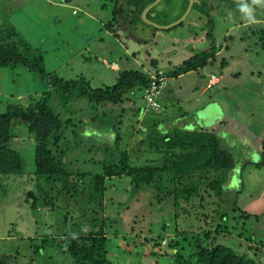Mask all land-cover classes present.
<instances>
[{"label":"trees","instance_id":"1","mask_svg":"<svg viewBox=\"0 0 264 264\" xmlns=\"http://www.w3.org/2000/svg\"><path fill=\"white\" fill-rule=\"evenodd\" d=\"M105 1L100 7L110 9L111 15L102 22V26L116 38L118 34L114 31V26L124 32L131 31L136 25L145 24L141 19V12L155 0ZM164 1L169 3L174 0H159L148 9L145 17H152L150 14L153 12L159 13V3ZM223 1L243 4V8L252 9V16L255 15L254 21L257 22L256 28L264 36V0L258 4L253 3V0H192L188 12L196 10L202 13L206 10L208 14L217 10V4ZM188 3L189 0H179L177 9L170 14L169 19L179 17ZM205 5L202 10L201 7ZM167 14L169 13H165ZM159 15L161 16L160 13ZM183 20L164 30L181 26ZM242 23L244 22L240 24ZM260 41L264 52V43L262 39ZM145 50L148 54L149 50ZM217 52L219 49L210 42L206 49L192 54L166 71L163 70L164 74L176 77L186 72L205 71L206 68L209 70L214 67L213 60ZM128 56L131 57L122 50L119 58ZM145 61L146 59L138 63L133 61L135 67L117 66L115 70L111 69L116 72L111 83L92 86L82 75L64 79L55 72L45 71L41 50L32 46L11 24L1 26L0 67L23 65L28 71L45 78L58 94L63 107L62 113L55 110L50 103L51 92L43 91L38 95L28 94L22 104L7 101L0 111V174L23 173L20 155L7 146L14 134L15 125L21 124L34 141L33 178L41 177L42 182H46L45 188L38 193L31 189L26 191L28 206L37 209L50 205L49 209H53L56 207L53 202L56 198L63 200L64 211L61 219L57 220L60 227L54 232L43 234L38 247L33 246L32 253L36 251L41 256L46 254L47 262L43 264H59L52 256L53 247L70 258L64 264H110L106 255L108 247L105 233L111 219L103 215V197L106 190L113 186L109 180L117 177L119 181L122 182L123 179L126 183V200L135 195L137 197L139 192L141 194L144 189L150 188L146 204L159 213L158 217H162L159 233L151 238L152 245L158 247L160 241L169 235L166 246L170 252L162 251L163 256L170 257L169 264H261L260 255L255 251L261 248L260 254L264 256V242L255 238L254 233L245 227L246 223L241 218L246 219L250 214L238 211L236 204L242 182L237 184V178L234 184L233 175L238 171H234L235 158L229 151V146H224L230 145L232 135L225 133L228 127L224 124V119L211 126H204L199 122L207 112L201 111L205 106L211 103L220 106L217 99L214 100L216 96L192 114L177 109V114L171 113L163 118L153 117L149 123L141 119L143 125L138 129L134 130L129 125L123 130V123L131 118L137 122L138 116L143 115L142 111L161 110L154 111L145 105L142 91L148 83V73L144 67H157L156 58H149L148 63ZM111 62L112 60L109 61ZM227 63L224 56L220 57L218 75H222ZM205 72V76L197 73L202 76L201 79L208 80L207 76L212 72ZM219 81L228 82L223 77ZM215 83L208 87L219 84ZM165 86L166 81L160 89L158 101L162 106L163 98L165 103L173 105L177 99L174 96H163ZM137 96L143 101L142 107L136 101ZM78 98H85L87 104L73 107V101ZM73 111L77 113L72 115ZM198 111L201 112L200 115L197 114ZM177 116L189 117V121L186 118L175 124L173 119ZM134 132L142 133L140 147L135 148L133 144L127 148L128 136ZM123 133H126V137ZM75 149L80 155L86 153L80 161L85 167L75 165L74 160L78 159L77 153L72 155ZM129 152L133 156L146 152L147 157L136 162L129 157ZM249 152L254 156V161L251 158L244 159L241 170L246 164L259 167L264 163L263 145L259 151ZM242 155L249 157V154ZM228 185H235L230 192L225 191ZM67 206H71L74 211ZM236 209L237 216L234 214ZM257 216L255 215L256 218ZM239 219L243 229L235 236L253 244L257 249L250 248L255 256L248 255V252L238 253L232 245L217 239L232 234ZM135 224L130 222L128 231H133ZM32 261L30 258L27 264H32ZM4 262L0 258V264Z\"/></svg>","mask_w":264,"mask_h":264},{"label":"rangeland","instance_id":"2","mask_svg":"<svg viewBox=\"0 0 264 264\" xmlns=\"http://www.w3.org/2000/svg\"><path fill=\"white\" fill-rule=\"evenodd\" d=\"M102 3H106V1L0 0V28L7 23L11 24L32 46L38 47L42 52L45 71L55 72L64 79H73L82 75L92 86L109 84L113 81L116 72L109 68L110 60H117L116 66L120 68L135 67L130 56L119 58L123 50L122 42L132 47L134 51L141 49L138 56L143 62L145 55L142 50L151 51L152 49L155 51L162 47V52L155 58L157 67L165 71L192 54L206 49L208 43L213 42L219 52L213 60L214 67L205 70L212 72L208 73L209 79L206 85L207 79H201L202 76L199 75L202 70L192 71L185 75L182 73L178 77H166V86L171 89L174 98L177 99L173 106L166 105L162 98V108L159 112L141 110L143 115L138 116L137 122L131 118L123 123L122 128L125 130V127L132 125L135 130L143 125L141 119L149 123L153 117L163 118L171 113L177 114V109L192 114L194 111L191 108L194 106L203 107L204 105H201L200 102L204 101V95L199 96L200 102L196 105L188 103L187 96L193 90L195 94L202 87H208L220 80L221 74L218 75L217 71L220 57L224 56V59L228 61L221 75L224 80H228V82L222 81L225 89L221 90L220 85L216 84L211 88H205L203 92L205 94L206 92L218 93V97L222 100L227 99L228 103L227 105L222 104V100H220V106L217 107L211 103L201 111L203 113L208 111L205 113L208 116L205 120L209 121V117L214 120L227 112L230 116L234 108L238 109L236 117L240 127L229 128L232 138L229 140L230 145L225 144L224 146H229L228 149L235 158L234 171H238L233 175V182L236 184L237 178L239 180H237V184L242 182L241 191L237 195L236 201L238 211L250 214V217L241 219L246 223L245 227L254 233L255 238L264 242V163L259 167L246 164L242 170L240 167L242 162H245L244 159L251 158L250 160L254 161V158L250 157L251 152L249 151L260 150L259 146L253 145L252 141L257 142L258 138L264 139V52L260 43L261 39L264 43V36L256 28L257 22L248 20L245 13L242 12L243 4H230L223 1L217 4V10L207 14L206 10L202 13H198L196 10L188 12L192 5L188 3L190 6L187 5L183 12H187V15L181 26L177 25L164 31L150 26L144 21L145 24L136 25L131 31L124 32L114 26L113 29L118 36L113 38L102 26V22L104 23L111 15L110 9L104 10L100 7ZM159 5L158 11L161 18L158 19L166 21L169 20L170 14H173L177 9L179 0L169 3L164 1ZM205 7L206 5L202 6V10ZM165 13L169 14L165 15ZM179 16L182 17L183 14ZM253 17L255 18V15ZM241 22L246 24H240ZM141 27L144 29V33L141 31ZM147 59L149 60V58ZM147 59L146 63H148ZM136 62H140L139 59ZM192 84L195 86L193 89L191 88ZM43 91L51 92V105L62 113L63 107L60 105V98L45 78L35 72L28 71L23 65L0 67V111L4 109L7 101L22 104L26 101L28 94L38 95ZM218 97L214 100L219 101ZM189 100L191 99L189 98ZM136 101L141 107L143 106V101L139 96L136 97ZM85 104H87L85 98H78L72 103L73 107ZM66 112L67 110L64 113ZM199 112H197L198 115L201 113ZM71 113L74 115L77 112ZM177 117L173 119L175 124L186 120V118L189 121V117ZM28 135L21 124H16L14 134L7 142V146L16 150L20 155L23 173L19 175L0 174V258L5 260L4 264H27L30 258L33 259L32 264L47 262L46 254H42L44 259L41 255H37L36 251L32 253L33 248L38 247L43 234L54 232L60 227L57 220L61 219L64 211L62 198L60 200L56 198L53 201L56 206L53 209H49L50 205L40 206L37 209H31L28 206L26 191L31 189L38 193L46 186V182H42L41 177L33 178L34 141ZM123 135L126 137V133ZM141 137L142 133L140 132L129 135L127 148L137 142L138 145L135 148H139ZM96 143L99 142L96 141ZM74 151L72 155L77 153L76 157L78 158L74 160L75 165L85 167L80 164V161L86 153L80 155L77 149ZM142 153L133 156L129 152V157L140 162L147 157L146 152ZM242 154L246 156L249 154V157H243ZM121 180L122 182L117 177L110 179L109 182H112L113 186L109 187L108 191L106 190L103 197L105 203L103 215L111 219V223H108L107 233H105L108 247L106 255L110 264H169L170 257L162 255L163 250L170 252L166 246L169 235L160 241L158 247L152 245L151 238H155L159 233L162 217H158L159 213L157 214V211H153L146 204L147 199L149 200L150 188L144 189L141 194L139 192L137 197L135 195L126 200V187L124 186L126 183L123 179ZM233 186L228 185L225 187V191H232ZM126 205H128L127 208ZM67 207L72 209L71 206ZM238 211L236 209L234 213L236 216ZM255 215H258L257 218ZM241 219H239V224H235L236 228L232 230V234L217 237V239L224 244L232 245L238 253L248 252V255L255 256V253L252 255L251 252L252 249L257 248L235 236L243 229ZM130 222L136 223L131 232L128 231ZM261 250L258 248L255 252L259 253L260 262L264 264V256L260 254ZM51 252L59 264L70 261L67 255L59 253L55 247Z\"/></svg>","mask_w":264,"mask_h":264},{"label":"crops","instance_id":"3","mask_svg":"<svg viewBox=\"0 0 264 264\" xmlns=\"http://www.w3.org/2000/svg\"><path fill=\"white\" fill-rule=\"evenodd\" d=\"M158 2V1H157ZM156 2V3H157ZM154 5V4H153ZM152 5V6H153ZM152 6H150L149 8H151ZM148 8V9H149ZM158 8H160V7H158ZM73 10V9H72ZM71 10V11H72ZM148 11V10H147ZM146 11V12H147ZM146 14V13H145ZM145 14H142L141 13V19L143 20V22L145 21V22H147V24H149L150 26H154V27H156V28H158V29H161V30H164V29H167L168 27H170V26H172V25H174L175 23H177V22H179V21H181V20H183L184 18H185V16H186V14H187V12H185V13H182L183 14V16L182 17H177V18H170L169 20H166V21H161V20H159L158 18H161L160 17V15H159V13H155V12H153V13H151L150 15L152 16V17H154V18H152V17H148V18H146L145 17ZM145 17V18H144ZM243 24V23H242ZM169 30V29H168ZM168 30H164V31H168ZM141 31L144 33V29L141 27ZM119 40V39H118ZM176 40H178V41H180L179 39H176ZM175 40V41H176ZM123 44H122V46H123V51L128 55V54H130L131 55V59L133 60V61H136L137 59H139V61L140 60H142L139 56H138V54L140 53V50L141 49H137L135 52H134V50H132V47H130L129 45H126V44H124V42H122ZM131 48V49H130ZM162 47H160V49H155V51H152V49H151V51H149V53L148 54H146L145 53V49L144 50H142V52H144V55H145V57H144V60H145V58L147 59V58H151V57H154L155 58V56H159V53H161L162 51V49H161ZM130 49V50H129ZM128 51H129V53H128ZM152 52V53H151ZM257 54H258V52H257ZM143 61V60H142ZM142 61H140V62H142ZM168 63H169V61H168ZM109 68L110 69H112V70H115L116 68H117V66H116V61L115 60H112V62L110 63V66H109ZM169 68V67H168ZM202 73H203V75L205 76V74H206V72L205 71H202ZM185 74H190V72H186V73H184V75ZM181 74H179L178 76H180ZM178 76H176V77H178ZM221 75H220V79H221ZM208 79H209V77H208ZM226 82V81H225ZM207 83H208V80H207ZM217 83V82H216ZM215 83V84H216ZM218 83H219V85H220V89L221 90H223L221 87H224L225 88V85L224 84H222V82H220V81H218ZM205 85H206V83H205ZM193 87H195L193 84H192V86H191V88L193 89ZM205 88H211V87H202L199 91H197V93H193L194 92V90H193V92L191 93V94H189L188 96H187V102L188 103H193V104H198L199 102H200V98H199V96L201 97L202 95H204L205 96V98H204V101H202L201 100V105H207L208 104V102L209 101H212V97L213 96H216V97H218V93L217 94H214V93H212V92H206V94L203 92V90L205 89ZM165 89V91H163V96H167V97H172V96H174V93L171 91V89H169L167 86H166V88H164ZM218 91V90H217ZM216 91V92H217ZM219 92V91H218ZM184 98V97H183ZM189 98L191 99V100H189ZM218 99H219V101H218V104L220 105V100H222L220 97H218ZM233 100H235V99H233ZM227 101L228 100H222L221 101V103L222 104H225V105H227ZM166 105H168V102H166ZM189 105V104H188ZM169 106V105H168ZM173 106V105H172ZM201 106H198V107H193V108H191L193 111H195V110H197V109H199ZM190 109V110H191ZM238 109H233L232 110V113L230 114V116L227 114V115H222L221 117H216V118H214V120H211V118L209 117V121H206L205 119H206V117H208L206 114H205V117H204V119L203 120H201V121H199V122H201V124L202 125H209V126H211L213 123H215L216 121H221L222 119H224L223 121H224V124L225 125H227L226 127H228L227 129H226V131H225V133L228 135V134H230V133H228V131L227 130H229V128L230 127H237V128H239L240 127V125H239V120H238V118L236 117V115H237V113H236V111H237ZM185 111V110H184ZM185 112H187L188 113V111H185ZM208 112V111H207ZM228 113V112H227ZM213 121V122H212ZM209 123V124H208ZM222 131V130H221ZM224 131V130H223ZM222 131V132H223ZM225 136V135H224ZM244 140V139H243ZM259 140V141H258ZM258 140H257V142L256 141H252L253 142V145L254 146H259V149L261 148V145H263V148H264V139H262V140H260L259 138H258ZM250 155H252V154H250ZM251 157V156H250ZM252 157H254L253 155H252Z\"/></svg>","mask_w":264,"mask_h":264},{"label":"built area","instance_id":"4","mask_svg":"<svg viewBox=\"0 0 264 264\" xmlns=\"http://www.w3.org/2000/svg\"><path fill=\"white\" fill-rule=\"evenodd\" d=\"M144 70L148 73V83L142 91L145 105L149 109L159 111L162 106L158 101V96L160 95V89L165 85L166 75L160 68H149L146 66Z\"/></svg>","mask_w":264,"mask_h":264},{"label":"clouds","instance_id":"5","mask_svg":"<svg viewBox=\"0 0 264 264\" xmlns=\"http://www.w3.org/2000/svg\"><path fill=\"white\" fill-rule=\"evenodd\" d=\"M260 2H261V0H253V3H255V4H258ZM242 11L245 13V15L247 16V18L250 22H254V17L252 16V9L245 7L242 9ZM72 12H74V11H72ZM156 68H159V67H156Z\"/></svg>","mask_w":264,"mask_h":264},{"label":"water","instance_id":"6","mask_svg":"<svg viewBox=\"0 0 264 264\" xmlns=\"http://www.w3.org/2000/svg\"><path fill=\"white\" fill-rule=\"evenodd\" d=\"M157 1H159V0H155V1H153L151 4H149L148 6H146L143 10H142V14H145L146 13V11L148 10V8L150 7V6H152L153 4H155ZM234 1H241V0H234ZM189 4L191 5L192 4V0H190V2H189ZM190 5H188V7L190 6ZM190 8V7H189ZM188 8V9H189ZM188 11V10H187ZM138 145V142L135 144V146H137Z\"/></svg>","mask_w":264,"mask_h":264}]
</instances>
